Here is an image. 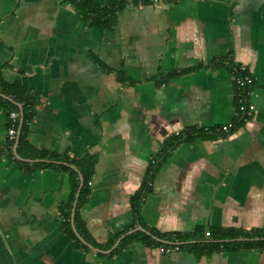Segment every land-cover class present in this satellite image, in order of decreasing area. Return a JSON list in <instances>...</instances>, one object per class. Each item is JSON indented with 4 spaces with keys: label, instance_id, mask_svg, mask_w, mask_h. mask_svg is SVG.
Wrapping results in <instances>:
<instances>
[{
    "label": "crops",
    "instance_id": "obj_1",
    "mask_svg": "<svg viewBox=\"0 0 264 264\" xmlns=\"http://www.w3.org/2000/svg\"><path fill=\"white\" fill-rule=\"evenodd\" d=\"M116 17L102 29L64 0H0V68L37 98L19 150L0 99V264H264V249L196 257L140 241L98 255L62 230L68 173L21 152L97 155L81 216L103 241L132 222L129 196L168 134L233 118V75L214 64L225 56L252 72L253 116L226 136L169 150L140 215L162 231L203 226L202 237L211 226L264 225V0L128 3ZM118 70L133 81L118 80Z\"/></svg>",
    "mask_w": 264,
    "mask_h": 264
},
{
    "label": "trees",
    "instance_id": "obj_2",
    "mask_svg": "<svg viewBox=\"0 0 264 264\" xmlns=\"http://www.w3.org/2000/svg\"><path fill=\"white\" fill-rule=\"evenodd\" d=\"M69 2L75 9H77L82 18L87 20L90 24L96 25L99 28L112 29L117 23V13L121 11L128 3L138 4L151 3V0H108L105 4L98 3L96 0H64ZM165 1H177V0H165ZM214 64H224L233 75L234 78V91L237 104L238 89L236 87L235 76L241 74L238 63L232 59V57L225 56L214 61ZM118 80H127L131 83L133 80L126 77L122 71H115ZM168 74L163 76L162 79H156L162 81L172 75ZM252 85L246 86L248 89H252ZM0 99L3 101L7 117L8 112L15 109L19 112V116L15 123V133H18L17 149L21 145L28 146L29 143L26 139V131L28 125L33 118L34 106L37 103V98L32 92L24 87L18 81H7L4 77L2 68H0ZM6 97H5V96ZM10 120L8 118L7 124ZM245 121L240 117H234L230 121L228 131L216 130L214 126H188L176 133L168 134L162 141L159 151L152 157L150 164L146 168V174L142 178L138 188L129 196V203L132 212V222L129 225H125L123 228L114 232H109L103 241H97L86 227L84 220L81 216V208L86 203L88 196L91 192L90 179L94 172L97 155L91 152H85L79 157L69 156L66 152H56L51 149H31L30 151L22 153V156L29 158H41L43 161L35 162V165L39 166H52L62 170H65L69 175L70 193L66 202L61 203L58 207L60 214V226L64 233L71 239L75 240L76 246L81 249L89 250L90 247L81 242L72 227L71 224V208L75 197V193L79 186V177L77 171L71 166L74 165L82 174V183L79 188L75 209L73 212V223L78 233L90 244L95 247L105 249L108 248L114 240L126 230L141 225L143 228L149 231L146 233L142 230H136L126 234L117 245L109 252L108 255L118 253L129 242L140 241L149 246L169 245L177 242L179 249L187 248L189 252L196 257L202 255L209 256L215 251H234L239 248H257L259 250L264 249V225L251 227L249 229L237 227V226H211L208 228V235L202 237L203 226H196L191 232L182 231H162L154 226L147 225L143 222L140 215V206L146 196V194L152 188L153 174L158 168L159 162L166 156L167 152L174 148L181 141H190L196 136L204 137H217L226 136L233 132L237 127L244 124ZM12 140V139H11ZM13 143V141H12ZM14 158L13 154L11 153ZM59 161V162H58ZM206 232V231H205ZM204 232V234H205ZM98 255L102 252L96 251Z\"/></svg>",
    "mask_w": 264,
    "mask_h": 264
},
{
    "label": "built area",
    "instance_id": "obj_3",
    "mask_svg": "<svg viewBox=\"0 0 264 264\" xmlns=\"http://www.w3.org/2000/svg\"><path fill=\"white\" fill-rule=\"evenodd\" d=\"M161 0H151L150 2L155 4L158 3ZM142 4V3H138ZM238 63V67L240 71H243L241 74H238L235 76V82H236V87L238 89V92L236 93L237 95V104L234 109V117H240L242 118L245 122H247L254 114L255 111V104L252 101L251 98V91L252 89H248L245 87L250 86L253 83V75L252 72L249 70L248 66L244 62L236 61ZM19 116V112L15 109H12L8 112V118L10 120L8 127H7V137L9 139H13L15 135V123L16 119ZM230 125V121L220 123L216 125V130L218 131H228ZM206 234L209 232L206 231ZM159 251L161 252H171L174 250H178L179 246L177 242L171 243L169 245H159L158 246Z\"/></svg>",
    "mask_w": 264,
    "mask_h": 264
},
{
    "label": "water",
    "instance_id": "obj_4",
    "mask_svg": "<svg viewBox=\"0 0 264 264\" xmlns=\"http://www.w3.org/2000/svg\"><path fill=\"white\" fill-rule=\"evenodd\" d=\"M1 94V93H0ZM2 95V94H1ZM5 96V95H4ZM6 97V96H5ZM15 152V155L17 157H19V155L16 153V150L14 151ZM26 160H38V159H26ZM71 166L77 171L78 173V177H79V186L77 188V191L75 193V197H74V200H73V203H72V208H71V224H72V227H73V230L77 236V238L85 243L87 246H89L91 249H94L95 251H102V252H105V253H108L110 252L116 245L117 243L121 240V238H123L126 234L128 233H131L133 231H136V230H142V231H145L146 233H149L148 230H146L145 228H143L141 225H136L128 230H126L125 232L121 233L115 240L114 242L108 247V248H105V249H101V248H98V247H95L93 246L92 244H90L89 242H87L79 233L78 231L76 230L75 226H74V223H73V212H74V209H75V204H76V200H77V196H78V192H79V188L81 186V183H82V174L81 172L74 166L71 164Z\"/></svg>",
    "mask_w": 264,
    "mask_h": 264
}]
</instances>
